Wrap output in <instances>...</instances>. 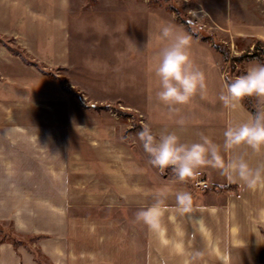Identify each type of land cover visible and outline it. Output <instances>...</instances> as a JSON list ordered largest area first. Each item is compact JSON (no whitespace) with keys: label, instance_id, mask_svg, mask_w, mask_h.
<instances>
[{"label":"rangeland","instance_id":"374dc122","mask_svg":"<svg viewBox=\"0 0 264 264\" xmlns=\"http://www.w3.org/2000/svg\"><path fill=\"white\" fill-rule=\"evenodd\" d=\"M167 25H174L177 33L191 30L213 36L232 56L250 53L254 43L264 47V0H0V241L22 243L35 255L36 235L29 233L36 226L30 222L36 218L38 185L53 176L47 166H55L63 179L78 180L86 187L91 177L85 174L83 162L90 154L79 147L90 140L104 146L103 140L130 146L140 141L143 128L122 105L120 93L131 91L135 64L137 69L144 67L143 56L157 50L150 37L159 42ZM202 43L213 48L210 40ZM249 59L236 63L228 78L246 74L243 63ZM79 96L87 109L79 108ZM34 101L41 106L34 107ZM252 106L264 109L259 101ZM59 130L62 137L71 130L76 142L63 137L61 154L56 156L58 142L52 134ZM68 146L76 148L82 159H73ZM171 178L179 179L172 170H158L155 185H142L141 190L147 196L158 194L165 214L176 213L168 236L187 243L190 264L201 259L195 255L201 236L210 263L264 264V250L257 261V248L248 244L255 218L239 209L237 216L231 212V218L228 213L224 216L226 210L214 218L199 220L192 212L183 218L176 203L181 190L170 183ZM86 189L106 187L88 184ZM168 194H173V201L165 202ZM86 198L79 203L92 201ZM161 219L162 225L168 223L164 214ZM203 228L210 233H201ZM211 238L219 248L215 252L209 250Z\"/></svg>","mask_w":264,"mask_h":264},{"label":"crops","instance_id":"0c3cea01","mask_svg":"<svg viewBox=\"0 0 264 264\" xmlns=\"http://www.w3.org/2000/svg\"><path fill=\"white\" fill-rule=\"evenodd\" d=\"M187 35L191 36L188 49L190 58L204 73L205 87L198 90L187 104L175 105L177 111H170L169 106L158 99L157 94L161 87L155 69L159 63L160 52L170 45L171 40L160 35L159 42H156L157 37L151 36L149 42L153 41L157 50L151 49L143 56V68L137 69L135 64L131 76V91L120 93L122 105L133 112L142 128L150 127L157 139L165 132H174L180 137V142L186 144L203 142L206 137L220 147V155L225 165L237 158H243L252 168L264 164V147L259 152L246 144L231 150L224 149V132L227 127L247 122L253 114L241 101L235 109L223 105L219 96L226 93V63L214 48H207L199 37L195 39L196 37ZM139 64H142L141 61ZM256 64L260 62L255 58L243 63L246 71ZM255 97L257 102L264 104V97ZM52 137L58 142V149L54 150L56 156L61 154L59 140L63 137L76 142L75 134L71 130L63 137L60 130L58 133L54 131ZM98 137L100 136L93 138ZM97 141L90 140L79 147L86 150L87 155L90 154V158L83 162L87 169L85 174L91 177L90 181H85L86 187L78 180L72 181L67 177L63 179L57 175L59 171L55 166H47L50 170L48 174L53 176L38 185L40 187L35 200L38 203L35 224L34 221H29L31 227L36 226V230L31 229L30 234L21 228L24 233L36 235L35 255L33 251L28 252L26 248L29 247L22 243L0 241V264H190L187 243H182L181 238L179 243L174 242L173 237L168 236L173 232L176 213H164L168 223L162 225L161 219V229H153L136 218L138 212L154 206L145 205V202L162 200L158 198V194L155 197V194L147 196L142 193V185H155L157 172L160 170L151 164V158L145 152L143 144L134 141L135 144L130 146L120 141L116 145L112 141L103 140L106 142L104 146L99 144L101 142L97 144ZM67 148L70 150L67 153L73 159L76 156L82 159L75 147L76 150H71L70 146ZM197 171L199 176L183 181L178 179L181 182L170 179V183L179 186L181 192L193 191L191 216L199 220L203 216L214 218L220 211L226 210L224 216L228 213V218H231L233 211L235 216L238 209L246 211V216L255 218L256 224L248 231V237L256 228L257 246L250 239L248 244L253 249L257 248L258 261L264 250V189H249L239 180L229 183L224 169L213 164L202 166ZM199 181H204L205 184L199 185ZM88 184L101 185L106 190H88ZM227 186H237L238 193H217L218 188ZM84 197L91 198L92 201L85 205L79 203ZM168 200L173 201V194L166 195L165 202ZM189 214L179 213L183 218ZM200 223L204 226L203 222ZM185 231L187 233V229ZM201 233L207 235L210 232L203 228ZM203 238L201 236V247H197L195 251V255L201 256V259L194 260V264H213L209 262L210 255L205 254L203 246L206 243ZM211 242L208 243L209 250L215 252L219 248L217 244L215 248L213 238ZM212 256L215 258V253ZM219 257L220 252L217 259Z\"/></svg>","mask_w":264,"mask_h":264},{"label":"clouds","instance_id":"9594fccd","mask_svg":"<svg viewBox=\"0 0 264 264\" xmlns=\"http://www.w3.org/2000/svg\"><path fill=\"white\" fill-rule=\"evenodd\" d=\"M162 38L170 39L171 43L159 54L155 72L159 77L161 90L157 95L163 104L169 106L170 111H177L175 105L187 104L198 90L205 87V77L190 58L188 49L191 36L177 33L174 25H167L162 28ZM224 87L226 93H222L219 100L226 108L235 109L246 96L264 97V65L249 67L246 74L234 80H226ZM180 123L183 124V121ZM138 136L151 158V164L158 167L161 173L171 168L183 181L198 175L197 170L202 166L213 164L224 169L229 183L239 180L249 189H264V164L252 168L243 158H237L225 165L220 147L206 137L203 142L186 144L181 143L180 137L174 132H165L157 139L148 126H144ZM224 137L225 150L246 144L259 152L264 147V109L258 110L247 122L228 126ZM176 203L181 215L193 211V198L188 192H178ZM162 205L161 200L148 210L138 212L137 220H143L153 229H161V218L166 211Z\"/></svg>","mask_w":264,"mask_h":264},{"label":"trees","instance_id":"16d2710c","mask_svg":"<svg viewBox=\"0 0 264 264\" xmlns=\"http://www.w3.org/2000/svg\"><path fill=\"white\" fill-rule=\"evenodd\" d=\"M188 26V25H187ZM190 35L194 36V37H199V39L203 42H206L208 40H210L211 42V46L221 55L223 61L228 64L227 68H226V74H225V81L226 80H232L228 78V73H233L234 72V65L236 63H240L245 59H251V58H255L257 59L261 65L263 64V57H264V49L261 48L259 46L258 43H255L252 47V51L250 53H244L238 56H232L231 52L229 50L228 47H226V45L220 41H217L213 36L211 37H204L201 35H197L196 33H194L193 31L190 30ZM236 78V77H235ZM234 80V79H233ZM62 88V86H61ZM65 90V89H64ZM69 90V89H68ZM79 101L78 102V106L80 109H87V107L84 105V101L81 100L80 96H79ZM244 99L247 100V102L244 101ZM241 103L252 112L253 115H255V113L260 110H255L253 109L252 105H255V101H256V97L255 96H246L244 98H242ZM251 105L252 108H249L248 105ZM217 193H238V187L237 186H227V187H223V188H218L217 189Z\"/></svg>","mask_w":264,"mask_h":264},{"label":"bare ground","instance_id":"6f19581e","mask_svg":"<svg viewBox=\"0 0 264 264\" xmlns=\"http://www.w3.org/2000/svg\"><path fill=\"white\" fill-rule=\"evenodd\" d=\"M31 104H32L34 107H40V106H41V104H40L38 101L31 102ZM91 144H92V145H95L94 142H91ZM252 231H253L252 233H249V239H250L251 243H252L254 246H257V238H258L257 229L254 228Z\"/></svg>","mask_w":264,"mask_h":264},{"label":"built area","instance_id":"2783aa9c","mask_svg":"<svg viewBox=\"0 0 264 264\" xmlns=\"http://www.w3.org/2000/svg\"><path fill=\"white\" fill-rule=\"evenodd\" d=\"M197 176H199V174ZM198 183H199V185H204L205 184L204 181H199Z\"/></svg>","mask_w":264,"mask_h":264}]
</instances>
